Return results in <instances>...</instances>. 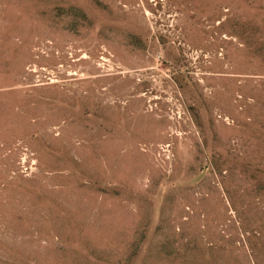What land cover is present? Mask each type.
<instances>
[{
  "label": "rangeland",
  "instance_id": "1",
  "mask_svg": "<svg viewBox=\"0 0 264 264\" xmlns=\"http://www.w3.org/2000/svg\"><path fill=\"white\" fill-rule=\"evenodd\" d=\"M0 264H264V0H0Z\"/></svg>",
  "mask_w": 264,
  "mask_h": 264
}]
</instances>
